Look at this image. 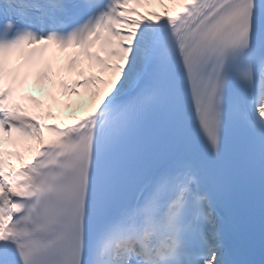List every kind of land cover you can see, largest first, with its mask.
<instances>
[{
	"label": "snow or ice",
	"instance_id": "snow-or-ice-1",
	"mask_svg": "<svg viewBox=\"0 0 264 264\" xmlns=\"http://www.w3.org/2000/svg\"><path fill=\"white\" fill-rule=\"evenodd\" d=\"M0 264H264V0H0Z\"/></svg>",
	"mask_w": 264,
	"mask_h": 264
},
{
	"label": "rangeland",
	"instance_id": "rangeland-1",
	"mask_svg": "<svg viewBox=\"0 0 264 264\" xmlns=\"http://www.w3.org/2000/svg\"><path fill=\"white\" fill-rule=\"evenodd\" d=\"M155 9H158V7H156Z\"/></svg>",
	"mask_w": 264,
	"mask_h": 264
},
{
	"label": "bare ground",
	"instance_id": "bare-ground-1",
	"mask_svg": "<svg viewBox=\"0 0 264 264\" xmlns=\"http://www.w3.org/2000/svg\"><path fill=\"white\" fill-rule=\"evenodd\" d=\"M158 10H160V9L158 8Z\"/></svg>",
	"mask_w": 264,
	"mask_h": 264
}]
</instances>
